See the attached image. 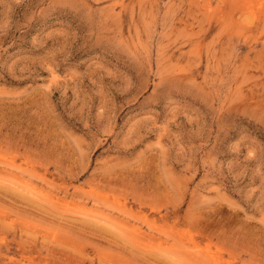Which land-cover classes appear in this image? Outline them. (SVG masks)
Instances as JSON below:
<instances>
[{
	"label": "rangeland",
	"instance_id": "1",
	"mask_svg": "<svg viewBox=\"0 0 264 264\" xmlns=\"http://www.w3.org/2000/svg\"><path fill=\"white\" fill-rule=\"evenodd\" d=\"M0 264H264V0H0Z\"/></svg>",
	"mask_w": 264,
	"mask_h": 264
}]
</instances>
